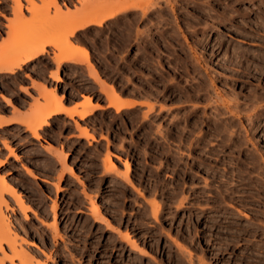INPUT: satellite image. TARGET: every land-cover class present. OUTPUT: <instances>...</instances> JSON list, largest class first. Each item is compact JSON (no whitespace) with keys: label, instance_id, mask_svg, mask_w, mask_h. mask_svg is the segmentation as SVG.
I'll list each match as a JSON object with an SVG mask.
<instances>
[{"label":"rangeland","instance_id":"obj_1","mask_svg":"<svg viewBox=\"0 0 264 264\" xmlns=\"http://www.w3.org/2000/svg\"><path fill=\"white\" fill-rule=\"evenodd\" d=\"M95 1L61 0L65 10ZM121 1L151 10L138 5L72 41L135 108L117 113L89 65L59 66L52 47L0 75L5 120L44 90L71 108L87 98L99 106L85 119L58 116L38 139L18 124L0 128V181L26 209L5 196L22 246L37 264H264V0ZM38 7L17 20L13 0H0V48L20 41L14 21L37 38L62 37L43 24L56 11ZM62 153L70 166L60 171Z\"/></svg>","mask_w":264,"mask_h":264},{"label":"bare ground","instance_id":"obj_2","mask_svg":"<svg viewBox=\"0 0 264 264\" xmlns=\"http://www.w3.org/2000/svg\"><path fill=\"white\" fill-rule=\"evenodd\" d=\"M37 1H41L47 8L52 7L55 9L56 15L53 17L48 16L49 18L45 16L46 19H43V24L46 27H55L56 31L62 34V37L58 39H52L48 37L37 38L39 32L37 34H35L37 30L32 32V30H34L31 27L32 25H29L32 29H26V31H24L22 29L23 25L21 28H16V25L19 23L14 21L13 23L16 24L14 27L15 29H13V25H11V28L14 30V35L16 34V30H19V34L15 36L20 41L15 45L16 48L12 51L4 49L6 48L5 46L0 48V59L4 57V60L0 61V75L4 73H9L10 75L16 74L18 71L23 70L26 65L47 54V48L52 47L56 52L54 53V61H57V63L59 64H62L64 62H69L72 65L87 63L90 66V72L92 75L90 77H94L95 83L97 82L96 84L102 87L103 94L106 95V97L111 101L110 106L113 107L117 111V113H121L122 111L133 109L138 106L139 102L138 104L136 102H128L124 100L123 97L116 94L113 88H110L111 86L107 87V84L99 79L97 73L94 70V65H91L88 51H83L84 49L79 46L80 44L78 45L76 44L77 42L74 43L71 40L75 38L79 32L84 31L86 28H89L91 26L102 28L109 21L117 20L122 16L128 17L130 14L138 10V5L140 6L139 10L140 12H142L141 14H143L144 16H147L148 12L151 9L147 7L150 10L146 11V6L142 5L141 3L136 5L134 4V2L129 3L121 0L118 2L112 0H97L94 4L86 6L79 10L68 8L64 11L63 7H65L66 4L62 3L60 0H13V10L15 17L21 18H17V20H22L24 18L26 12L25 10L30 13L37 11L39 9ZM140 17H142V15ZM30 21L31 19L27 21V24ZM21 22L22 21H20V23ZM31 23L35 24V22ZM19 35L21 38H19ZM43 94L44 100L39 102L36 101L37 104L34 105L27 114L21 115V117L19 118H14L13 121L5 120L3 119V117H0V128L11 123L18 124L25 127L28 131H30V134L38 139L39 131L42 130L45 126H49L51 120L54 117L60 114H65L69 117H73L74 115H76L79 116L80 119H85L88 116L93 115L92 113L99 108L98 105L94 106L92 104L91 99L87 98L88 103H85L86 105H83V107L86 108L83 112L79 113V111H77L76 109H72L73 111H71L68 109V107H65V105H63V103H61V101H59L53 93L46 92L45 90ZM6 101L11 104V101L9 99H6ZM83 136L87 140L95 139L93 134H91L87 130L83 131ZM58 154L57 155L61 157V153ZM57 155L56 160L58 161L60 157L58 158ZM62 160L63 161L58 162H62L60 164H63V166L61 165L62 168L60 171H62L64 166H67L66 157ZM68 165L70 166V164ZM68 167L64 168L68 169ZM106 168L107 170L114 169V165H112L111 161L107 162ZM70 169L71 168H69L67 172H71ZM135 186L136 185L131 184V187L136 191L138 188ZM17 189V187H11V189L9 190L6 184L0 181V253L2 254V256L0 257V264H37L35 258L22 246L23 240L21 241L19 235L15 232L12 224L13 222H11V218L9 219L6 213V210L8 209L7 207L9 206L5 198L7 194H9L24 211L26 210L24 208L25 206L20 195L21 193ZM50 226L55 227L56 224H51ZM118 235L120 239L126 241V244L128 243L129 245H132L131 247H133L134 249H138L139 253H141V249H139L136 243H134L130 235L123 233H119ZM174 242L176 243V241ZM4 246L8 248L9 252Z\"/></svg>","mask_w":264,"mask_h":264},{"label":"crops","instance_id":"obj_3","mask_svg":"<svg viewBox=\"0 0 264 264\" xmlns=\"http://www.w3.org/2000/svg\"><path fill=\"white\" fill-rule=\"evenodd\" d=\"M61 1V0H60ZM38 2H40V3H38ZM39 4H42L43 5V3L41 2V1H37V5H39ZM66 4V3H65ZM13 5H14V3H13ZM66 6H68L67 4H66ZM65 6V7H66ZM65 7H63L64 8V11H65ZM54 9V8H53ZM68 9V8H67ZM69 9H73V8H69ZM55 10V9H54ZM74 10V9H73ZM26 12H25V14L27 13V10H25ZM28 13H30V12H28ZM25 16V15H24ZM82 32V31H81ZM81 32H79V33H81ZM78 33V34H79ZM76 38V37H75ZM72 41V40H71ZM72 42H74V43H76L75 41H72ZM76 44H78L79 45V43L77 42ZM80 47H81V45H79ZM50 48V47H49ZM82 49V48H81ZM54 49H52V54H53V56L55 57V54L54 53H56L55 52V50L53 51ZM83 50V49H82ZM47 51H48V48H47ZM83 51H88V53H89V50H83ZM48 53V52H47ZM44 56V55H43ZM89 56H90V53H89ZM42 57V56H41ZM40 57V58H41ZM53 57V58H54ZM40 58H38V59H40ZM37 60V59H36ZM54 60H55V58H54ZM90 61H91V59H90ZM34 62V61H33ZM32 62V63H33ZM57 62V61H56ZM32 63H30V64H32ZM64 63H69V62H64ZM91 63V62H90ZM30 64H28V65H30ZM59 64V63H58ZM63 64V63H62ZM62 64H59V66H61ZM71 64V63H70ZM28 65H26V66H28ZM91 65H93L92 63H91ZM25 66V67H26ZM25 67H24V69H25ZM90 67V66H89ZM23 69V70H24ZM23 70H21V71H23ZM20 71H18L16 74H18ZM96 72H97V70H96ZM98 73V72H97ZM5 74H9V73H4V74H2V75H5ZM16 74H14V75H16ZM10 75V74H9ZM14 75H12V76H14ZM58 76H59V78H58ZM98 76H99V74H98ZM54 77H55V79L57 80V81H60L61 80V77H60V75L58 74V73H55L54 74ZM102 80V79H101ZM103 81V80H102ZM105 84H107L105 81H103ZM108 86H111V85H109V84H107V87ZM110 88H113V90H114V92L116 93V94H118V92H117V90L113 87V86H111ZM45 91V90H44ZM46 92H49V91H47L46 90ZM49 93H53V92H49ZM54 94V93H53ZM55 95V94H54ZM56 96V95H55ZM56 98L59 100V101H61V103H63V101L62 100H60L57 96H56ZM124 100H126V101H128V102H136L137 104H138V101H136V100H129V99H126V98H124ZM40 101H42V99L40 100ZM110 101V100H109ZM111 102V101H110ZM35 104H33V106L34 105H36L37 104V102H34ZM86 103H88V101L86 102ZM92 104H93V102H92ZM139 104H141V102H139ZM138 104V105H139ZM63 105H65L64 103H63ZM86 105V104H85ZM94 105V104H93ZM32 106V107H33ZM94 106H97V105H94ZM65 107H68V109L69 110H71V111H73L72 109H76L77 111H79V113H81V112H83L86 108H84V107H82V110H79L78 109V106H76V107H74V108H71V107H69V106H67V105H65ZM84 108V109H83ZM99 109V108H98ZM75 111V110H74ZM76 111V112H77ZM25 114H27V113H25ZM24 115V114H23ZM60 115H62V114H60ZM60 115H58V116H60ZM58 116H56V117H58ZM67 116V115H66ZM74 116H76V115H74ZM73 116V117H74ZM21 117V116H20ZM56 117H54L52 120H54V119H56ZM69 117V116H68ZM17 118H19V117H17ZM70 118H72V117H70ZM51 120V121H52Z\"/></svg>","mask_w":264,"mask_h":264}]
</instances>
